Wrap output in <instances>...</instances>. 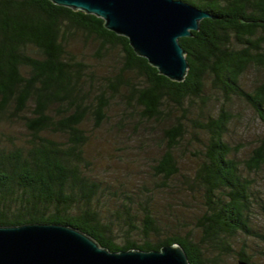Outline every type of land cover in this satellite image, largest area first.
<instances>
[{
    "label": "trees",
    "instance_id": "obj_1",
    "mask_svg": "<svg viewBox=\"0 0 264 264\" xmlns=\"http://www.w3.org/2000/svg\"><path fill=\"white\" fill-rule=\"evenodd\" d=\"M182 1L210 17L180 39L189 70L176 82L95 15L50 0H0V226L66 225L112 252L180 244L191 264H218L204 249L230 253L237 234L256 235L253 180L227 136L236 100L264 124V0ZM16 127L27 135L4 130ZM147 127L163 133L154 176L165 187L201 190L199 242L178 228L180 218L157 215L153 197L114 191L94 171V133L119 139ZM185 151L201 160L191 176L180 167ZM263 166L264 139L245 162L249 175ZM237 257L250 264L245 252Z\"/></svg>",
    "mask_w": 264,
    "mask_h": 264
},
{
    "label": "water",
    "instance_id": "obj_2",
    "mask_svg": "<svg viewBox=\"0 0 264 264\" xmlns=\"http://www.w3.org/2000/svg\"><path fill=\"white\" fill-rule=\"evenodd\" d=\"M105 21L129 39L135 53L167 78L183 82L189 63L180 44L210 15L182 0H50ZM0 264H191L180 244L160 251L112 252L70 226L31 223L0 226ZM245 264V263H241Z\"/></svg>",
    "mask_w": 264,
    "mask_h": 264
},
{
    "label": "rangeland",
    "instance_id": "obj_3",
    "mask_svg": "<svg viewBox=\"0 0 264 264\" xmlns=\"http://www.w3.org/2000/svg\"><path fill=\"white\" fill-rule=\"evenodd\" d=\"M254 79L251 73L245 78L246 89H252ZM233 113L235 120L230 125L227 141L237 150L233 156L239 161L243 174L253 180L254 198L251 200L249 217L256 235L237 234L232 239L233 252L222 253L204 249V254L209 260L216 259L218 264H240L237 253L245 252L250 258V264H264V210L260 206L261 203L264 204V166L258 173L250 175L245 167V162L252 157L264 139V124L247 104L239 100L233 104ZM4 130L14 132L21 138L27 135V130L23 127ZM162 136L161 128L149 130L147 127L136 131L127 130L122 138L116 139L115 133L106 129L94 133L88 153L94 160L96 175L111 185L112 190L117 191L125 186L129 191L140 190L149 200L153 197L152 201L150 200L151 208L157 215L168 219L172 217L174 222L176 218H180L178 228L184 232L193 230V238L199 242V219L205 210L201 190L191 191L186 185L179 189L165 187L162 180L154 176L152 166L163 154V148H160V143L156 141H160ZM179 159L182 173L189 176L193 175L201 164V160L189 151L180 152ZM114 197L112 198L116 203L120 197Z\"/></svg>",
    "mask_w": 264,
    "mask_h": 264
}]
</instances>
